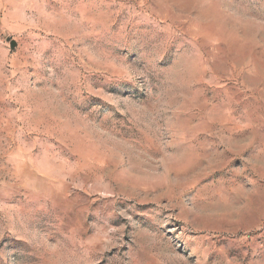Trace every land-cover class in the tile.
Listing matches in <instances>:
<instances>
[{
    "label": "rangeland",
    "instance_id": "1",
    "mask_svg": "<svg viewBox=\"0 0 264 264\" xmlns=\"http://www.w3.org/2000/svg\"><path fill=\"white\" fill-rule=\"evenodd\" d=\"M0 264H264V0H0Z\"/></svg>",
    "mask_w": 264,
    "mask_h": 264
}]
</instances>
